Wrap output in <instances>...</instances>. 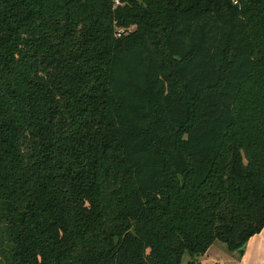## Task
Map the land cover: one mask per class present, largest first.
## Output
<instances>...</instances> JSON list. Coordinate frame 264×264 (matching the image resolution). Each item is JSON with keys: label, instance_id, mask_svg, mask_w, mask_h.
<instances>
[{"label": "trees", "instance_id": "obj_1", "mask_svg": "<svg viewBox=\"0 0 264 264\" xmlns=\"http://www.w3.org/2000/svg\"><path fill=\"white\" fill-rule=\"evenodd\" d=\"M263 226L264 0H0V264H198Z\"/></svg>", "mask_w": 264, "mask_h": 264}, {"label": "crops", "instance_id": "obj_2", "mask_svg": "<svg viewBox=\"0 0 264 264\" xmlns=\"http://www.w3.org/2000/svg\"><path fill=\"white\" fill-rule=\"evenodd\" d=\"M198 264H264V226L248 239L242 254L229 250L221 241H215L200 256Z\"/></svg>", "mask_w": 264, "mask_h": 264}, {"label": "rangeland", "instance_id": "obj_3", "mask_svg": "<svg viewBox=\"0 0 264 264\" xmlns=\"http://www.w3.org/2000/svg\"><path fill=\"white\" fill-rule=\"evenodd\" d=\"M134 27H135V25H132V26H130V29H133ZM188 258H189V255L185 254L183 256L182 264H184L188 260Z\"/></svg>", "mask_w": 264, "mask_h": 264}]
</instances>
